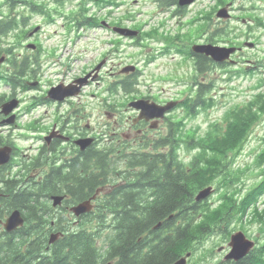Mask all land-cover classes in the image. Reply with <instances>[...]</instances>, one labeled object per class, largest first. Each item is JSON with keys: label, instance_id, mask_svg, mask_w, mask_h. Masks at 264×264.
Segmentation results:
<instances>
[{"label": "trees", "instance_id": "1", "mask_svg": "<svg viewBox=\"0 0 264 264\" xmlns=\"http://www.w3.org/2000/svg\"><path fill=\"white\" fill-rule=\"evenodd\" d=\"M16 1L0 0V7L7 5L6 13L0 16V58L3 57L7 66L6 72H0V82L8 84L12 94L17 87L23 91L27 88L26 81L33 77L39 63L37 52L19 50L26 38L28 17L12 11ZM20 1L37 8L49 21L53 19L54 14L48 9L43 10V4L38 5L34 0ZM56 1L61 3L62 0ZM164 1L165 5H170L175 0ZM105 6L110 7L104 15L97 12ZM114 6H118L117 0H80L76 7L68 10L67 20L75 27L80 24L92 28L100 24L101 19H108ZM91 7H95V11ZM123 17L116 19L119 24ZM259 24L263 25V22ZM10 33L14 41L4 40L6 46H3L2 38ZM36 46L41 47L39 43ZM216 66L232 65L209 64L204 54L196 61L192 93L183 101L186 112L193 113L196 106L206 107L212 99L206 97L210 84L197 81V76H203ZM243 71L249 72L250 68ZM119 83L125 92L133 90L129 78L118 80ZM263 116L264 90H258L249 100L229 107L222 116V125L217 119L211 121L202 134L186 131L182 120L175 122L170 117L165 133L135 149L124 148L119 154L112 148L105 151L90 149L81 157H73L70 162L80 161L83 171L80 174L69 172L74 178L70 180L71 200L89 198L99 188L103 191L96 195L95 207L79 218L80 223L73 225L69 221L67 228H62V221L54 214L49 217L51 215L45 213V203L36 204L39 196L25 193L34 187L21 189L19 193L13 184L5 182L3 187L10 193L5 208L26 206L30 218H37L38 224L21 228V241H16L14 235L0 241V264H172L188 252L187 260L199 252L211 232L224 230L228 236L227 227L236 214L243 216L250 208L253 220L259 222L263 240L240 259H220L218 264H264V210L259 211L256 207V202L264 195V135L252 158V165L258 167L257 181L246 185L245 192H240L242 187H230L229 184L238 180V174L250 169L249 163L243 168L231 167ZM148 143H152L151 147ZM181 146L195 150L189 159L178 155ZM121 163L122 167H119ZM71 165L75 166L74 163ZM121 173L120 180L117 176ZM62 180L53 182L52 188L62 187L63 182L66 183ZM210 185L215 190L225 187L220 192V201L213 205L207 201V196L195 198L199 190ZM50 219L60 225L52 231H59L62 236L48 245L49 231L42 226L41 220L48 225ZM223 222L226 223L224 227Z\"/></svg>", "mask_w": 264, "mask_h": 264}, {"label": "rangeland", "instance_id": "2", "mask_svg": "<svg viewBox=\"0 0 264 264\" xmlns=\"http://www.w3.org/2000/svg\"><path fill=\"white\" fill-rule=\"evenodd\" d=\"M34 1L38 5L43 4V10L48 9L50 10V13L54 14L51 21L47 19L44 13L39 12L37 8H32L28 3L24 4L23 1L20 0L14 3L12 11L16 12L19 16L24 14L28 17V25L25 27L27 30L32 29L35 25L39 26L35 35H33V37H35L34 40H31V38H29L26 34V38L22 41V46L19 50L21 52H30L31 49L30 47H26V43L28 41L34 43L35 40H38L41 45L39 60L42 68V73L39 77L41 78L43 86H47L49 82L61 80L59 78H64L63 82L67 83L71 81L72 77L76 75L80 76L82 71L88 70L94 63L102 58L100 57L101 53L106 52L107 49L112 47V44L107 41L115 39L116 35L112 34L109 30L103 27H95V29L86 28L84 36L82 35L78 38L74 37L76 29L73 27V24L69 23L66 15L69 12L68 10L76 7L80 0H62L61 3L56 0ZM141 2L142 0H124V3L119 8L113 9L111 14L112 18H108L111 20L109 23H118L116 22V19H118L121 15H124L126 10H133L136 12L134 14V19L138 17V19L134 20L136 21L134 27L139 28L141 31L154 34L157 37L159 35L157 31H159L160 34H162L163 30H171L173 32L176 31V33L179 31L178 38H180L181 42L187 40L190 43H193L194 41H204L203 39L207 38V35H205V29L203 28L206 26L208 20H204L205 18L202 19L200 14L197 15L198 19L194 20L195 22H188L185 18H182L188 24L181 25L180 23H176L175 18L170 17L169 15L165 16L163 13L160 14L155 12L156 8L152 0ZM207 2L208 4H212V0H198L197 5ZM250 4L255 5L257 9L251 10ZM239 5H243L249 10L243 11L244 14L240 13V19L235 18L233 22H230V41L233 43L232 45L241 44L244 39L257 42L258 44L254 48L245 46V49L243 50L245 51V53H243V58L251 60L247 62L245 59H240L242 63L238 64L239 68L237 69H246L244 68L246 64L254 65L255 63L258 67H249V72H244L243 69H241L240 72L235 73L228 72L233 70L231 67H214L208 70L203 76H197V81L210 84L207 97H212V99L209 100L206 107H199L197 112L192 113L191 115L185 113L184 107L176 106L172 113H177L178 116L186 114V117H184V120L182 121L186 131L192 132L195 129L198 134L203 133L210 125V122L216 119L220 121L219 123L222 125V116L229 107L249 100L258 90H264V27L258 26L256 21L248 23L249 21L246 20L247 15L253 17L254 14L260 16L261 20H264V0H234L232 7L238 8ZM6 6V4L1 5L0 16L6 13ZM107 8L109 7H102L100 10H97V12L104 15ZM91 10L95 11V7H91ZM63 11H65V13L62 14ZM236 11L237 10H234V13H237ZM147 18H150V21L145 24L144 22ZM243 18L244 21H242ZM162 20L165 21L164 27L159 26ZM249 24H251V26ZM139 25H142L143 28ZM153 26L156 27L157 31H153ZM239 33V38L244 37L243 39L234 37ZM247 33L249 36H253L247 37ZM2 40L1 44L6 46V42H4V40L14 41L13 34L10 33L5 39L2 38ZM124 42L127 43L120 45L122 49L120 50L121 54L119 55L117 61H120L123 64L131 61H136L137 63L142 64L139 79L156 80L155 85L163 87L165 89L164 92L166 96L175 95L179 96L180 99H184L187 95H189L187 88L192 84L195 75V69L192 66V61L190 59L185 61L182 56L180 57L177 54H170L171 52L169 51L163 52V50H168L169 48V45H165L160 53L153 55L154 58L152 60H148L147 55L145 56V54L149 51L147 47L148 44L145 46L140 45L136 48V46L130 45L131 42L128 39ZM234 42L236 44H234ZM154 45L155 41L149 45V47H151L150 51L153 50ZM224 47L228 46L224 45ZM111 50H113V48ZM113 53L114 55L112 57H115V52ZM172 55H174V58ZM6 67V62L4 63V60L0 62L1 73L6 72ZM252 69L253 72H251ZM147 82L149 83V80H147ZM139 88L141 90L145 89V91H139L140 93H150L147 85L141 84ZM96 89L95 84H92L86 86L84 92H82L83 95L80 98L83 103L86 104L87 115L85 119L83 118L78 121L79 129L82 125H92L93 128L98 129H103V127H105L106 129V126L109 122H111V118L104 115L102 111L97 108L99 105H95L97 103V101H95L96 99L90 96V92H95ZM41 91L29 88L26 91L18 92L17 96L22 97L24 100L21 102L19 109L22 110L27 108L30 99H33V97L37 96L38 93L42 95L43 92ZM115 92L114 98H118L117 102H119L117 104L126 103L132 96L130 93H126L120 86H117ZM2 93H9V91H7V86L1 82L0 95ZM137 95L140 94L138 93ZM78 102L79 100L77 103ZM66 105L67 104H63L59 106L58 110H56L53 109L54 107L52 104L49 106L38 104L34 107V111L29 114L22 111V121H19V123L21 125H25V122L29 119L30 115L43 116L45 110H47L46 115H44L45 117H42L41 120L45 121L47 124H51L53 121L59 120V126H66L67 117L65 114H61L62 112L66 113ZM94 107H96V109ZM89 111H91V113ZM57 115L61 118L57 117ZM173 119L174 121L176 120L175 122H179L180 120L179 117H174ZM106 123L107 125L103 126ZM166 125L167 123L163 122L164 127H160V130L163 133L166 132ZM5 127L3 138L5 139V137L7 138L10 136L14 137L16 144L21 149V154L24 153V155H26L31 153L29 152L28 147L29 144L32 143V133L21 128H8L9 126ZM157 131L158 130H156L155 133ZM263 135L264 116L261 118L260 122L253 127L251 134L234 160V167H231L233 169H237V167L243 168L249 163L250 169L238 174V180L236 179L234 183L231 184L229 182L230 187L237 185L238 187H242L240 192H245L244 187H247L249 184L257 181L258 177L255 175L258 167L252 165V158L262 144ZM194 152V149L187 150L184 146H181L178 150V155L184 159H189ZM118 166L122 167V163L118 164ZM224 189V186L221 188L219 187L216 190L213 189L207 194V201L211 202V205L218 203L220 201L221 191ZM256 204L259 211L264 210V195L256 202ZM61 216H63V214L56 217L57 219H60L62 218ZM73 219L74 218L72 217H68L69 221H73ZM73 223V225L79 224L80 219ZM258 223L259 222L253 220L252 208L248 209L243 216L238 215L237 213L233 218V221L227 227L229 235L226 236L227 232L224 230L221 233L217 231L211 232L208 235V238L201 244L199 252H196L193 256H191L189 260H187L186 264H218V261H220V259L222 260L223 255L226 253L224 248L227 247L230 234L238 230L242 231L246 237L248 236L250 239L256 240V245H259V242L263 240V236H261V232L259 231L260 225ZM225 225L226 223L223 222L222 226L224 227ZM49 232L47 235H49ZM52 232L56 233V231ZM204 256L206 259L203 258Z\"/></svg>", "mask_w": 264, "mask_h": 264}, {"label": "flooded vegetation", "instance_id": "3", "mask_svg": "<svg viewBox=\"0 0 264 264\" xmlns=\"http://www.w3.org/2000/svg\"><path fill=\"white\" fill-rule=\"evenodd\" d=\"M152 1L155 4V12L160 14L163 13L165 16L169 15L171 17H175L177 21H180L182 20V18H185L188 22H192L198 19V14L201 15L202 19L205 18L204 20H208L207 23H209V26L208 29L205 31V35H207V38L203 39L204 41H194L193 43H190L189 41L184 40L186 46L185 53H187V55H185L183 52H180L179 50L181 45V40L180 38H178L179 35L177 36L176 34H170L166 39L162 41V43L169 45L168 50L165 49L163 50V52L169 51L171 52V54H177L180 57L181 55H185L186 61L187 59H190L192 61L193 67H195L196 61L203 54L194 52L191 49V45L196 43H209L221 46L232 45L233 43L228 37L229 21H233L235 18L240 19V13L244 14L243 11H245V8L241 6H239L237 9L235 7H232L234 4V0H212V4H208L207 2L200 3V5H197L198 0H194L190 4H180L179 0H175L169 6L165 5L164 0ZM220 9L226 10L229 14L225 11H220ZM254 9L257 8L255 7L253 8V10ZM234 10H237V13H234ZM220 14L228 16L227 19L220 18L219 16H217ZM126 15L129 16V19L124 20V22L121 24L109 22L104 23L108 30L112 34L116 35V37L115 39L107 41L108 43L110 42V44H112V47H110V49H107L106 52L101 53L100 57L102 58L99 59L96 63H94L88 70L82 71L80 73L81 75H84L85 73L89 72V70H92L99 62L102 61L100 67L102 69L99 71V74L94 79L89 78L88 82L80 88V91L77 95L73 96V98H67L62 102L64 104H67V108H72L70 114L65 115L67 117L66 126H59V120L53 121L51 124H47L45 121L41 120L42 117H45L44 115H46L47 110H45L43 116L30 115L29 119L26 120L25 125H21L19 121H22V111L24 113H26V111L16 108L9 114H5L3 111L0 110V147L8 146L10 149V158L5 162L0 163V176H5L4 179L0 178V241H5L8 237L10 238V236L12 235L15 236L14 239H16V241H21L19 230L24 226H36L38 224L37 218H30L28 213L30 210L26 206H11V208L9 209L5 208L4 203L7 202V199L10 198L9 189L3 187L5 182L13 184L14 190L19 193L21 189L27 190L30 188V186L34 187L35 189L25 191V193L27 195L39 196L40 198H37L36 204L38 205L45 203V213H48V216H52L53 214L55 216L63 214V216L65 217L61 216L62 218H60V220L62 221V228H67L69 227L68 217H71L70 207L73 205V202H75L71 200L70 193V180H73L74 178L71 177L72 174L69 172L71 170L72 172H78L80 174V172L82 173L83 171V169L80 167V161L70 162V160L78 155L80 157L83 156V154L89 151L90 149H95L97 151H105L112 148V150L115 151L116 154H119L120 151L124 148L135 149L137 146H141L145 141L148 142L151 138L158 137L160 133H162L160 127H164L163 122H165L167 118L173 114V110H171L168 115L165 114L163 118L160 119H147L144 117H139L140 111L132 107L129 102L131 101V99L134 100L140 97H144L160 104L164 103V101H161L160 96H155L153 94L137 95L138 93H130L132 95L129 99L130 101L128 100L124 104H117L119 103L117 102L118 98H114V94L116 93H113V90L115 89V84H117L118 78H123V76H118V72L123 65L128 64H123L122 62L117 61L119 55L121 54L120 50L122 49L120 45L126 44L127 42L124 41L128 39L131 42L130 45L136 46V48L140 46V42L138 41L139 37L136 38L138 35H123V33H120V31L116 29V27L123 26L133 28L136 22L134 21L136 20V18L134 19V11L128 10L126 12ZM259 17L260 16H257L256 14H254L253 17L247 15L246 20H248L249 22H255ZM242 21H244V18ZM160 23L161 25H164L163 20ZM214 28H217L218 31L220 28H222V30L220 33L217 32L216 34H214ZM243 38L244 37H242L241 39ZM234 44L236 43L234 42ZM256 44L257 43L255 42L254 44L250 42L247 43L246 39H244L241 45L236 44V46L242 47L239 53L236 54V52H234L231 55V58L225 60L224 62H222V64L230 63L238 65L241 63L240 59H245L247 62L250 61V59L243 58V53H245V51L243 50L245 48V45L253 47ZM112 48L113 50H111ZM113 52H115V57H112L114 55ZM148 57V60H152L154 58L151 55V52H149ZM172 57L174 58V55H172ZM212 59V56H206L207 63L213 64L214 61ZM248 66L255 67L256 63L254 65ZM139 73L140 72L137 69H135L134 71L130 70L126 73V76H129L130 81H132L135 86H141V84H143L148 86V91L150 92H164L165 89L163 87H158L157 85H155L156 80H143L139 78L135 79L134 75ZM32 75V79L36 80L39 77V72H37L36 70L32 73ZM78 76L79 75L74 76L71 80L75 79ZM147 80H149V83L147 82ZM92 84H95V88H97L95 92H90V96L95 98V101H97L95 105H99V107L97 108L100 109L104 115H107L109 118H111V122H109L108 125L107 123L103 125H107V130L105 129V127H103V129L93 128L92 125H82L80 129L78 127V121L83 118L85 119L87 115L86 104L83 103L80 97L83 95L82 92H84L86 86ZM142 90L139 89L138 91ZM11 96L14 95L3 96L2 99H0V104L1 102L11 98ZM42 97L43 102L41 103L43 104H51L54 102L51 98H48L44 94ZM169 98L172 97L169 96ZM175 99H179L180 101V98ZM78 100L79 102L77 103ZM21 102L22 101L19 98L18 106H20ZM62 103L55 102L54 104L61 105ZM94 108L96 109V107ZM89 112L91 113V111ZM61 114L64 113L62 112ZM57 117L60 116L57 115ZM10 121L12 122L10 123ZM5 125L7 127L9 126L8 128H21L26 130L27 132L32 133V143H30L28 147V150L31 153L26 155H24V153L21 154V149L16 144L14 137L10 136L7 138L5 137V139L3 138V133L6 128ZM156 130L158 131L155 133ZM85 137L92 138L93 140L90 142L89 145H87V147L81 149L79 147L80 145L76 143L75 140ZM148 144L149 147H151L152 143ZM71 163H74L75 166L72 167ZM53 167L58 169L54 170ZM55 171H59V173L55 174ZM59 174L61 175V177L59 176ZM121 177L122 173L118 174V178L120 180ZM61 178L64 179L66 183L63 182L62 187H60L59 189L52 188L53 182H55L56 180H62ZM54 194L63 195L61 203L55 207L52 205V196ZM13 210L19 211L23 220V224L17 226L13 230L8 231L4 228L3 222ZM77 220L78 217H74L72 222H75ZM30 221L31 223H29ZM41 224L42 226L46 227L47 231L50 232L52 230L57 229L55 228L56 226H60L58 225V223H54V219H50L48 225H44L41 220ZM224 250L226 252L228 248H224Z\"/></svg>", "mask_w": 264, "mask_h": 264}, {"label": "water", "instance_id": "4", "mask_svg": "<svg viewBox=\"0 0 264 264\" xmlns=\"http://www.w3.org/2000/svg\"><path fill=\"white\" fill-rule=\"evenodd\" d=\"M190 0H181V2H188ZM36 28L33 30L35 31ZM121 31L125 32L128 30L120 29ZM32 31V32H33ZM30 32V34L32 33ZM132 33V32H128ZM29 46L33 47V45L29 44ZM195 49L199 52H204L207 55H211L213 59L222 61L225 58L229 56V53L234 50V47L224 48V47H212L210 45H197L194 46ZM3 60V57L0 58V62ZM99 66L96 67L98 69ZM89 74L80 77L76 79L75 81L78 82V85L69 84L67 86L63 85H56L51 87L47 94L54 99H62L65 96H69L72 94H75L79 91V88L82 84H84L87 81ZM17 104L16 99H11L9 101H6L1 104V111L8 113L11 111ZM130 104L134 105L137 108L141 109V116H144L146 118H152L157 116H162L163 112L168 109L171 104L168 103L164 106H158L154 103L147 104L146 101L142 100H136L132 101ZM91 141V138L83 139L81 140L82 146H86ZM9 158V148L7 147H0V163L5 162ZM96 190V192H98ZM211 187L207 186L201 190L198 191V193L195 195L196 199H200L205 197L208 193H210ZM95 195L91 196V198L85 199L83 201H80L76 205H73L71 207V211L75 215H79L80 213L88 212L92 205L90 203V200L93 199ZM62 199V196L55 195L53 196V205L59 204ZM22 224V218L20 216V213L18 210H13L9 216L5 219L3 222L4 228L6 230H13L17 226ZM58 233H51L48 242L52 243L57 238ZM229 251L225 254L224 258H231V259H239L246 255L250 249L254 246V241L246 237V235L238 230L236 232H233L230 235V239L228 241ZM189 253H186V256H188ZM186 256H182L178 258L176 261H174L172 264H185L186 262Z\"/></svg>", "mask_w": 264, "mask_h": 264}]
</instances>
